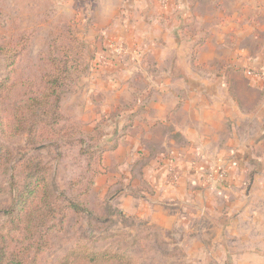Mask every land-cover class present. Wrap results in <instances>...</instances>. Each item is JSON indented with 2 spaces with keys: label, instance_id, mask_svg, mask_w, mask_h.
<instances>
[{
  "label": "rangeland",
  "instance_id": "obj_1",
  "mask_svg": "<svg viewBox=\"0 0 264 264\" xmlns=\"http://www.w3.org/2000/svg\"><path fill=\"white\" fill-rule=\"evenodd\" d=\"M152 2L167 8L158 0ZM128 6L129 0H0V45L19 44L23 50L14 79L31 77L39 82L48 66L52 43L72 42L70 33L84 44L85 66L88 65V70L76 79L61 99V111L66 119L64 124L72 127L74 134L61 149L60 158H56L53 149L40 154L54 169L53 178L59 189L87 204L92 218L70 212L64 230L52 234L50 246L38 264H57L72 247L80 244L91 246L96 252L117 251L133 259L135 264H226V246L232 242L226 239V232L248 226H239L238 222L235 225L231 223L232 226L226 224L229 216L245 210L233 208L232 204L245 199L248 206L246 214L259 213V206L254 201V185L256 182L264 184V158L254 159L248 164L252 171L243 175V187L239 188L227 180L225 186L227 177L222 174L224 170L221 167L226 159L218 156L198 155L187 161L184 169L176 166L169 144L158 142L169 133L164 128L154 132L152 140L141 141L145 155L143 151L139 152L137 158L129 163L114 157V152L126 137L121 135L136 136L142 130L149 98L145 93L149 90V80L137 68L138 74L128 81L132 101L119 105L115 110L107 109L103 115L100 112L103 117L96 118L99 115L97 109H102L110 99L108 93L100 91L110 85L104 83L101 69L107 59H119L128 53L126 45L121 43L125 41H114L111 37L123 39L124 33L135 32L131 25L134 8ZM204 27L202 24L195 27L186 24L182 33L190 41L195 39L189 54L192 67L200 73L213 72L222 78L221 82L229 85L230 80L226 79V72L231 70L229 64L200 63L201 49L207 40L203 35ZM249 47L253 48L251 44ZM171 51H166V56H173ZM138 53L139 56L144 55L143 50ZM6 65L4 58H0V76L6 74ZM158 70L156 68V72ZM164 70H170L168 65ZM239 70L243 74L246 71L245 68ZM100 78L103 82L97 87ZM211 81L215 86L221 85L218 79ZM93 87L98 94L93 95ZM21 92L23 90L17 94ZM88 98L92 103L91 112L85 113ZM10 105V101L5 104L7 108ZM86 117L88 120H84ZM87 137H93L94 141ZM25 139V136L7 139L5 145L17 155L27 149ZM2 143L0 139V145ZM176 145L183 146V139L177 140ZM84 149L86 155L81 152ZM153 163L166 170V183L170 186H176L192 169L206 166L210 170H203L202 184L191 188L188 183L186 192L172 200L162 198V192L147 181L144 171ZM130 168H133L134 186L132 181L128 183L129 178L117 180V176H113L122 175ZM20 170V167L15 169L22 184ZM257 171L262 173L255 174ZM9 182V175H0L2 208L10 206L12 201ZM260 196L263 211L264 192Z\"/></svg>",
  "mask_w": 264,
  "mask_h": 264
},
{
  "label": "crops",
  "instance_id": "obj_2",
  "mask_svg": "<svg viewBox=\"0 0 264 264\" xmlns=\"http://www.w3.org/2000/svg\"><path fill=\"white\" fill-rule=\"evenodd\" d=\"M128 7L134 8L131 25L135 32L124 33V40L111 37L114 41H125L121 43L128 53L119 59H107L101 69L104 83L110 85L99 90L108 93L110 99L102 109H97L98 114L132 101L128 81L138 74V69L149 80V90L145 92L149 98L142 130L136 136L123 138L114 157L127 163L136 159L139 152L144 154L141 141L152 140L154 132L164 128L169 133L158 142L169 144L176 166L184 169L185 163L198 155L212 154L226 159L221 167L227 177L225 186L227 180L243 187V175L252 171L248 164L264 158V81L252 80L246 74L247 68L264 72V0H169L166 9L152 0H129ZM186 24L205 25L203 35L207 40L201 49L200 63L229 64L231 70L226 72L229 85L213 72L200 73L192 67L189 54L195 39L183 37ZM142 50L144 55L139 56L138 51ZM170 50L174 55L168 57L166 51ZM167 65L169 71L164 70ZM240 68H245L244 74ZM215 79L221 85L215 86L211 81ZM103 80L100 78L97 87ZM91 92L98 94L95 87ZM90 105L88 98L85 113L91 112ZM102 117L99 114L96 118ZM180 138L183 146L176 145ZM132 169L113 176L117 180L129 178L128 183L132 181L134 186ZM208 169L206 166L192 169L176 186L166 183L167 172L156 163L144 172L150 185L162 192V198L175 200L186 192L188 183L191 188L202 184L203 170ZM258 171L255 174L262 173ZM256 184L253 199L259 206L258 214H246L245 199L232 204L233 208L245 210L229 216L226 224L238 222L239 226H248L226 232V239L232 241L226 246V264H264V210L260 196L264 184Z\"/></svg>",
  "mask_w": 264,
  "mask_h": 264
},
{
  "label": "trees",
  "instance_id": "obj_3",
  "mask_svg": "<svg viewBox=\"0 0 264 264\" xmlns=\"http://www.w3.org/2000/svg\"><path fill=\"white\" fill-rule=\"evenodd\" d=\"M69 35L72 42L52 43L48 66L39 82L31 77L14 79L23 50L19 44L0 45V58L7 64L6 74L0 76V139L4 142L0 145V175H9L12 199L10 206L0 207V264H38L50 246L52 234L64 230L70 212L92 218L87 204L59 189L53 178L54 169L40 154L53 149L56 158H60L61 149L74 134L73 128L64 124L61 99L88 70V65L85 66L84 44ZM7 101L11 102L8 108ZM24 136L27 149L14 155L5 141ZM87 139L94 141L93 137ZM81 152L87 154L85 149ZM16 167L21 168L22 184ZM57 264H135V261L114 250L96 252L95 248L80 244L72 247Z\"/></svg>",
  "mask_w": 264,
  "mask_h": 264
},
{
  "label": "built area",
  "instance_id": "obj_4",
  "mask_svg": "<svg viewBox=\"0 0 264 264\" xmlns=\"http://www.w3.org/2000/svg\"><path fill=\"white\" fill-rule=\"evenodd\" d=\"M164 7L168 6L169 0H158ZM247 76L253 80L264 81V72L262 70L251 69L247 71ZM173 169V168H171Z\"/></svg>",
  "mask_w": 264,
  "mask_h": 264
}]
</instances>
